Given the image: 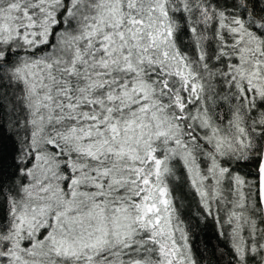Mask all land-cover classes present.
<instances>
[{"label": "snow or ice", "instance_id": "snow-or-ice-1", "mask_svg": "<svg viewBox=\"0 0 264 264\" xmlns=\"http://www.w3.org/2000/svg\"><path fill=\"white\" fill-rule=\"evenodd\" d=\"M0 264H264V0H0Z\"/></svg>", "mask_w": 264, "mask_h": 264}]
</instances>
